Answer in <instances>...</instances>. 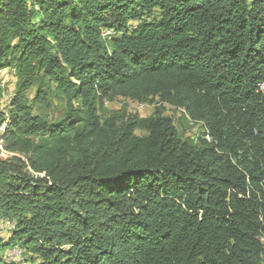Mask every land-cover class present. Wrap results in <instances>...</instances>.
I'll return each instance as SVG.
<instances>
[{
	"label": "trees",
	"instance_id": "16d2710c",
	"mask_svg": "<svg viewBox=\"0 0 264 264\" xmlns=\"http://www.w3.org/2000/svg\"><path fill=\"white\" fill-rule=\"evenodd\" d=\"M4 70L0 264H264V0H0Z\"/></svg>",
	"mask_w": 264,
	"mask_h": 264
},
{
	"label": "rangeland",
	"instance_id": "374dc122",
	"mask_svg": "<svg viewBox=\"0 0 264 264\" xmlns=\"http://www.w3.org/2000/svg\"><path fill=\"white\" fill-rule=\"evenodd\" d=\"M0 77L2 80V86L0 87V97L1 104L4 105L9 99L8 94L13 91L15 77L13 72L10 70H4L0 74ZM30 95H32V92ZM98 106L99 114L102 117H107L113 112H119L120 115L135 113L140 117H146L153 112L155 104L150 102L139 103L128 98L114 97L111 100L104 99L102 104H98ZM64 107L65 101L61 97L50 95L49 103L47 105H37L34 113L49 122L58 121L63 114ZM164 114L168 117H171L176 128L184 137L194 138L198 133H200V126L193 125L191 121L184 119L181 116L180 110L166 106ZM10 227L11 225L9 223H0V237L6 236ZM10 252L7 253L9 259H19L21 257V252L18 249H14Z\"/></svg>",
	"mask_w": 264,
	"mask_h": 264
},
{
	"label": "built area",
	"instance_id": "2783aa9c",
	"mask_svg": "<svg viewBox=\"0 0 264 264\" xmlns=\"http://www.w3.org/2000/svg\"><path fill=\"white\" fill-rule=\"evenodd\" d=\"M10 253H12V252H10ZM10 253H9V254H10Z\"/></svg>",
	"mask_w": 264,
	"mask_h": 264
}]
</instances>
